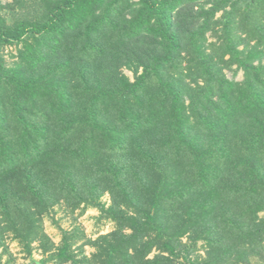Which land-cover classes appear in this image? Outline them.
Returning <instances> with one entry per match:
<instances>
[{"label":"trees","instance_id":"obj_1","mask_svg":"<svg viewBox=\"0 0 264 264\" xmlns=\"http://www.w3.org/2000/svg\"><path fill=\"white\" fill-rule=\"evenodd\" d=\"M57 207L113 228L55 243ZM11 241L25 264H264V0H0V264Z\"/></svg>","mask_w":264,"mask_h":264},{"label":"rangeland","instance_id":"obj_2","mask_svg":"<svg viewBox=\"0 0 264 264\" xmlns=\"http://www.w3.org/2000/svg\"><path fill=\"white\" fill-rule=\"evenodd\" d=\"M7 1V0H3ZM7 61H9V58H7ZM124 72L132 79L133 75L130 70L124 69ZM229 77L233 76L232 71L227 72ZM235 79L240 80L242 79V71L240 70L236 75ZM103 201H106V204L109 202L108 195H105L102 199ZM98 215L99 212L95 208H89L85 211V213L82 216H79L77 218L72 219L71 215L66 213L64 210H62L60 207L55 208V213L52 214V216L45 217L44 219V227L45 231L48 235H50L55 243H58V241L61 238V233L59 228L56 226L54 221L59 222V226L62 229H69L73 225H79L85 233L90 237L91 239H94L99 234L106 233L110 231L113 228V223L109 221H98ZM11 251L16 256V261L14 264H25L28 262V258L24 256L23 252L20 251L19 245L15 241H11L9 243ZM94 251L93 246L86 245L84 247V252L87 255H90L91 252ZM200 254H204L203 249L199 250ZM33 259L40 260L44 258L39 251L35 250L33 251ZM254 264V263H253Z\"/></svg>","mask_w":264,"mask_h":264}]
</instances>
